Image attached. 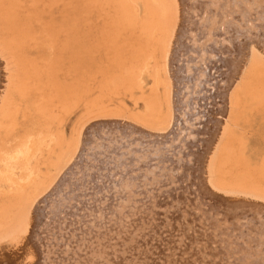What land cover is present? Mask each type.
Returning <instances> with one entry per match:
<instances>
[{
  "label": "bare ground",
  "instance_id": "1",
  "mask_svg": "<svg viewBox=\"0 0 264 264\" xmlns=\"http://www.w3.org/2000/svg\"><path fill=\"white\" fill-rule=\"evenodd\" d=\"M181 1L0 0V264H264V4ZM190 28L237 65L205 138Z\"/></svg>",
  "mask_w": 264,
  "mask_h": 264
},
{
  "label": "rangeland",
  "instance_id": "2",
  "mask_svg": "<svg viewBox=\"0 0 264 264\" xmlns=\"http://www.w3.org/2000/svg\"><path fill=\"white\" fill-rule=\"evenodd\" d=\"M210 1H212V0H210ZM214 1V0H213ZM256 1V3H258V4H264V0H255ZM261 1H263L262 3H261ZM201 2H202V4L204 3V1L203 0H201ZM181 3H182V9H183V19H182V23H184V25H185V23L186 22H188L189 20H186V22H185V19L188 17V12H186L185 10H187V11H190L191 9H193V5H192V2H187V3H185L184 2V0H182L181 1ZM184 5H186V6H184ZM195 5V4H194ZM184 6V7H183ZM189 6L190 7H192V8H190L189 9ZM220 7V9H218L219 7ZM217 7V8H216ZM186 8V9H185ZM224 8V9H223ZM189 9V10H188ZM195 9V8H194ZM214 9H215V11H217V12H219V11H221V15H222V17H224V16H228L229 15V17L228 18H230V17H232V15H230L231 14V8H226L225 6H221V4H219V5H217V6H215L214 7ZM209 10L210 9H208V10H206V16L210 13L209 12ZM229 10V11H228ZM190 12H192L193 13V10L192 11H190ZM224 14H223V13ZM230 13V14H229ZM186 14H187V17H185L186 16ZM219 14V15H220ZM220 15V16H221ZM209 16V15H208ZM58 17H59V7L57 6L56 8H54L53 10H52V12H51V18H53V19H58ZM206 18V17H205ZM226 18V17H225ZM231 19V18H230ZM232 19H236L235 17L233 18L232 17ZM206 19H203L201 22H202V24H201V22H200V24L201 25H203L204 26V23H206V21H205ZM215 26V25H214ZM195 30V29H194ZM193 30V28H190L189 30H187L188 32H187V36H189L188 37V39H186V43L191 47V50H190V52L191 51H193V53L191 52H185V51H182V52H180V50H179V56L177 55V57H176V62H174L175 64H174V66L175 67H179V69L180 68H183L182 70L184 71V70H186V72H185V79H182L181 77H179L178 75L177 76H175V74H173V79H174V81H176L177 83V86H179V85H181V86H179V87H181V88H183L184 89V91H186V94H188L189 92L192 94V93H194L192 96H193V99H190L189 97H188V95H185V98H183L184 99V102L185 103H187L190 107L193 105L194 107H193V113H194V115L192 114V113H190L189 114V117L191 118V119H193V121H192V123L190 124L189 123V121L188 120H184V121H182L181 122V120H180V122L177 124V127H175L174 126V128H173V130H174V137H178V138H183L184 136H188V135H193V134H199V137H201V138H205V137H208L209 136V132L211 131V128L213 127V125L212 124H214V122H215V120H221V118L223 117V113H221V111H222V109H224V100H225V93H226V89H225V87H226V85H227V83L226 82H228V80L229 79H227V78H229V76H230V74H229V72L231 71V70H229V68H230V66L232 67L233 65H232V62H233V59H234V57L232 56H228L225 52L224 53H221V51H219V50H216V49H214V50H211L210 48H212V47H210V44H211V42H212V40H213V35L211 34L210 36L209 35H207V36H203V38L201 37L200 38V36H201V34H203V33H201L200 34V36L198 35V33L197 32H195ZM200 29H198V31H199ZM252 29H250V31H251ZM192 31H194V32H192ZM252 33V34H251ZM251 34V35H250ZM250 36H252L253 35V37L254 38H256V41H258V42H261L260 40V37L261 36H258L255 32H250ZM195 35V36H194ZM205 35V34H204ZM195 37V38H194ZM216 37V36H215ZM224 36H222V38H223ZM253 37H252V40H254L253 39ZM180 38H178V40H179ZM182 39V38H181ZM198 39V40H197ZM203 39V40H202ZM206 41H205V40ZM218 39V38H217ZM260 39V40H259ZM191 40H194L193 41V43H192V41ZM203 41V42H202ZM197 43H199L198 45H197ZM204 43H205V45H204ZM191 44V45H190ZM207 44V45H206ZM209 44V45H208ZM197 45V46H196ZM199 46V47H198ZM209 46V47H208ZM196 47V48H195ZM209 49V50H208ZM199 51V52H197V51ZM202 53H201V52ZM204 51H206V52H204ZM218 51V52H217ZM195 52V53H194ZM207 52H209V53H207ZM216 52V53H215ZM214 53V54H213ZM185 54V55H184ZM191 54H193V55H191ZM201 54V55H200ZM204 54V55H203ZM219 54V55H218ZM190 55V56H189ZM199 55V56H198ZM208 55V56H207ZM183 57V58H180V57ZM186 56V57H185ZM215 56V57H214ZM188 57V58H187ZM195 57V58H194ZM202 58V59H201ZM217 58V59H216ZM222 58V59H221ZM227 58V59H226ZM189 59V60H188ZM230 59H232L231 60V64L228 62ZM180 60V61H179ZM208 60V61H207ZM222 60V61H221ZM225 60V61H224ZM177 61H178V63H177ZM184 61H185V63H184ZM190 61V62H189ZM206 61V62H205ZM234 61H237V59L236 60H234ZM195 62H197V63H195ZM210 62V63H209ZM177 63V64H176ZM186 63H188V65L190 64V66H188ZM212 63V64H211ZM218 63V64H217ZM228 65H227V64ZM207 64V65H206ZM210 64V65H209ZM177 65V66H176ZM193 65V66H192ZM203 65V66H202ZM213 66V67H212ZM237 66V65H236ZM236 66H233V67H235V69H237V67ZM177 67V68H178ZM195 67V68H194ZM197 67H198V69H197ZM208 67H210V68H208ZM212 68H215V69H212ZM197 69V70H196ZM222 70V71H221ZM223 70H225V72L223 71ZM207 71V72H206ZM219 72V73H218ZM228 73V74H227ZM190 74V75H189ZM194 74H196L195 76H194ZM198 75V76H197ZM225 75H226V77H225ZM188 76H194V80H188L189 78H188ZM221 76V77H220ZM223 76V77H222ZM196 77V78H195ZM181 78V79H180ZM186 78H188V79H186ZM226 79H227V81H226ZM188 82H187V81ZM219 80V81H218ZM180 81H181V84H180ZM182 82H184V84L182 83ZM194 82H195V84H194ZM220 82H222V83H220ZM187 84V85H186ZM224 84H225V86H224ZM188 86V87H187ZM185 87H187V88H185ZM223 87V88H222ZM222 88V89H221ZM194 89V90H193ZM218 92V93H217ZM221 93V94H220ZM220 94V95H219ZM196 95V96H195ZM224 96V97H223ZM212 98V99H211ZM222 98H224V99H222ZM189 100V101H188ZM223 102V103H222ZM184 103V104H185ZM215 103V104H214ZM188 105H184V107H183V109H182V106L183 105H179V108L177 107V111H178V113H179V115H180V117H183V116H185V114L183 113V112H185L186 114L187 113H189V111H188V108H189V106ZM219 107V108H218ZM222 108V109H221ZM183 110V111H182ZM186 110V111H185ZM195 110V111H194ZM219 111V112H218ZM219 113H221V118H220V114ZM218 114V115H217ZM178 114H177V116H179ZM218 116V117H216V116ZM193 116V117H192ZM213 116V117H212ZM212 117V118H211ZM217 118V119H216ZM196 121V122H195ZM188 122V123H187ZM200 122V123H199ZM194 123V124H193ZM184 124H187V125H184ZM204 124V125H203ZM207 124H210V126L209 125H207ZM192 125H194V126H192ZM206 125H207V127L209 128L208 130H206ZM185 126V127H184ZM190 126H192V127H190ZM199 129H198V128ZM196 128V129H195ZM183 129H184V132H183ZM190 129V130H189ZM195 129V130H194ZM175 130H176V132H175ZM200 130H202L201 132H200ZM204 130L207 132V133H204ZM209 131V132H208ZM263 131H264V129L262 128V127H260V126H256V127H253L252 128V131H250V133H249V135L251 136V139L252 140H257L258 138L257 137H259L260 135H262L263 134ZM171 132V131H170ZM169 132V133H170ZM180 132V133H179ZM176 133H177V135H176ZM184 133V134H183ZM181 135V136H180ZM198 137V136H197ZM99 169V168H98ZM98 169H93V168H91V167H89V166H87V165H85V167L83 168V171H81V175L82 176H84V175H86V176H88V177H91V176H93L92 175V172H94L95 170H98ZM86 170V171H85ZM89 170V171H88ZM94 170V171H93ZM92 171V172H91ZM90 175V176H89ZM105 176V175H104ZM102 177H103V175H102ZM162 213H163V211H162ZM85 217V215H81L80 216V222L77 224V228L79 229L80 228V226H82V224L84 223V222H87V221H89L90 219H88V218H86V219H83L82 220V223H81V218L82 217ZM91 216H93V217H95V215H91ZM161 217H163V215L161 216ZM87 220V221H86ZM92 221V220H91ZM81 224V225H80ZM82 229V228H81ZM76 233V232H75ZM76 234H79L78 233V231H77V233ZM75 235V234H74ZM214 247V246H213Z\"/></svg>",
  "mask_w": 264,
  "mask_h": 264
}]
</instances>
